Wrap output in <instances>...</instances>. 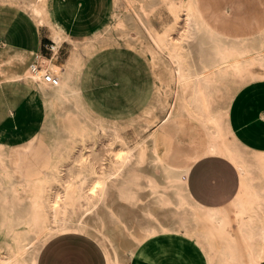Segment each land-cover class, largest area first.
Returning <instances> with one entry per match:
<instances>
[{"label":"bare ground","instance_id":"obj_1","mask_svg":"<svg viewBox=\"0 0 264 264\" xmlns=\"http://www.w3.org/2000/svg\"><path fill=\"white\" fill-rule=\"evenodd\" d=\"M124 1L130 10L124 19L127 40L153 48L174 85L169 110L158 108L159 129L172 134V117L178 112L196 118L211 138L208 152L236 171L237 191L220 206L202 205L187 185L195 165L190 159L193 152L174 148L161 155L156 136L144 122H134L131 146L115 129L87 124L75 58L78 50L85 52L86 45L100 42L101 32L85 41L73 39L55 20L50 0H0L46 29L52 43L50 58L35 55L40 68L35 74L29 72L31 53L2 43L0 84L30 83L45 109L52 108L64 119V125L52 120L45 123L54 133L56 160L30 170L0 168V191L7 211L0 264H36L47 242L68 234L93 241L107 264H132L148 235L188 228L216 248V258L209 264H264V156L253 157L229 120L236 95L257 81L250 77L238 82L236 76L253 62L264 67V34L256 31V22L245 40L225 31L211 22L213 15L198 0ZM162 3L172 10L173 21L158 33L149 13ZM64 44L71 53L59 66L55 59ZM44 72L57 78L54 86L41 82ZM116 122L133 120L127 116Z\"/></svg>","mask_w":264,"mask_h":264},{"label":"rangeland","instance_id":"obj_2","mask_svg":"<svg viewBox=\"0 0 264 264\" xmlns=\"http://www.w3.org/2000/svg\"><path fill=\"white\" fill-rule=\"evenodd\" d=\"M53 1L58 21L70 35L72 34L73 39L85 41L99 32L103 37L100 42L94 43L92 46L86 45L85 52L82 49L76 52L75 62H77L78 71H81V81L90 87L91 97L99 100V105L93 108L87 107L85 100L81 97L86 108L87 124L94 128L105 126L115 129L120 133L123 141L131 146L135 143L134 122H144L150 125L156 136L157 148L161 155L167 154L174 148L191 151L193 154L190 155V159L194 160L195 164L204 157H216L210 154L207 149L210 136L205 134L199 121L191 115L180 112L175 114L172 117L174 126L172 134H166L159 129L158 108L164 107L169 110L170 105L174 102V85L171 76L163 70V63L158 61V55L153 48L150 46L142 48L139 43H131L127 40V26L124 19L130 10L124 0ZM202 1L210 5L212 9L225 6L224 8L229 10L228 17H223L222 10L224 8L216 14L222 18L227 27L212 13L213 21L211 22L215 21L225 31L245 40L249 34L254 32L252 26L254 21L257 23L256 31L259 34H264V0ZM9 8L14 9L15 7L0 2V40L19 37L23 48L50 58L48 48L52 43L49 32L46 29L37 28L35 23L25 16L38 30L36 32L38 44L31 45L29 32L24 30L25 23H21L18 20V14ZM149 18L156 32L163 33L172 24V10L166 3H162L160 7H156L149 13ZM122 23L123 25H121ZM119 45L129 47L144 56L152 67L154 78L145 59L123 46L117 48ZM67 51L68 46L66 45L60 48L55 60L56 64L62 62ZM233 61L237 62L236 55L233 56ZM250 77L257 81L247 85L242 93L247 96L264 98V67L253 62L250 66L240 70L236 80L244 82ZM133 85L139 86V88L132 91L130 87ZM2 87L0 95L4 94L7 98L6 104L13 109L15 122L12 123L9 119L3 127L6 130L5 138L0 135V166L14 164L17 168L30 170L33 165L43 167L52 163L56 160L54 156L56 149L52 148L54 133L45 128V123L52 120L58 125H64V119L58 118L52 108L45 109V102L39 94H35L30 106L21 100L22 96L34 92L35 88L30 83L22 81L2 84ZM151 95L150 102L139 115L138 103L143 102ZM118 112L131 114L133 122H116ZM13 117L12 114L11 118ZM261 119L264 120V116ZM98 135L101 133L98 132ZM117 146L114 145L113 148L116 149ZM62 147H64L63 144ZM251 149L254 158L264 156V150ZM235 174L236 189L228 201L233 198L238 188L236 171ZM158 237L173 239L177 243V247L164 239V248L148 251L157 259L150 260V264H209V261H214L216 258V248L208 245L189 228L186 231L172 234L154 233L148 235L141 247Z\"/></svg>","mask_w":264,"mask_h":264},{"label":"crops","instance_id":"obj_3","mask_svg":"<svg viewBox=\"0 0 264 264\" xmlns=\"http://www.w3.org/2000/svg\"><path fill=\"white\" fill-rule=\"evenodd\" d=\"M50 1H51V8L53 10L55 20L59 25H61L64 28L65 31H67L66 28L57 19L56 11L54 8V1L53 0ZM200 4L203 8H206V10L208 11L207 14L213 13L217 18L220 19L221 23L225 25L222 18L216 15L220 13V11L225 6L218 9H212L210 5L204 3L202 0H200ZM9 9H11L12 12L18 14V20H20L21 23H25L26 26L24 30L29 32L30 43L31 45L36 46L38 44V39L36 37V32L38 31L37 30L38 27L36 26L37 27L36 28L25 16H27L30 20H32L31 17H29L27 14L23 13L19 9L16 8L14 9L9 8ZM222 13H223V17L229 16V10L227 8L226 9L224 8L222 10ZM225 27L227 26L225 25ZM0 42L4 43L6 47L12 50H16L24 53H31L30 61L33 59L35 55H38L37 53H35L30 49L23 48L21 46V41L19 40V37L3 39L0 40ZM51 45H49L48 48L50 52V57H51V51H50ZM64 45L68 46V51L62 62L60 64H57L59 66H63L65 64L70 54L69 45L67 44ZM120 46L123 45H119L117 48H119ZM123 47L145 59L149 67L151 68L152 76L154 78L153 70L149 61L135 50L130 49L129 47L126 46ZM14 83H19V82H14ZM3 84H9V83H3ZM82 87L84 89V100L87 107L91 106L93 108H96L99 105V100L97 98L91 97L90 87L88 85L83 84L82 82ZM130 88L132 91H135L136 88L137 89L139 88V86L133 85ZM2 90L3 87L2 84H0L1 93ZM242 91L238 95H236L230 107L229 120L231 127L236 137L245 145L253 149L264 150V120L261 119V117L264 116V98H257L253 95L247 96L246 94H243ZM35 93L36 91L34 89V92H31L27 96H22L21 100H24V102L28 106H30L36 96ZM152 95L149 98H146L143 102L138 103L139 115L141 114L142 109L146 107V105L150 102ZM6 101L7 98L5 97V95L1 94L0 95V135L4 138L6 131L5 128H3L4 125L7 123L9 119L11 120L10 122L12 123L15 122V114L13 112V109L8 107ZM12 114L14 115L13 118H11ZM127 116H132V115L127 112L117 113V119ZM9 166H13L14 168L18 169L17 166L14 164H9L5 167L0 166V168L6 169ZM187 185L191 196L200 204L211 207L220 206L226 203L232 197L236 189V174L233 168L231 167V165L227 163L225 160L221 159L220 157H204L202 160H200L191 168L187 178ZM6 227H7V211H6L3 195L0 191V235L2 239L5 235ZM164 239L170 241L175 247H177V243L173 239L158 237L154 239L151 243H146L139 249V251L137 252V254L135 255L132 261V264H150V260H155L156 257H154V255H151L148 251H154L164 248L165 247L163 243ZM37 259L38 260L36 264H107L103 251L93 241H91L87 237L76 234L63 235L50 240L42 247L41 251L38 254Z\"/></svg>","mask_w":264,"mask_h":264},{"label":"built area","instance_id":"obj_4","mask_svg":"<svg viewBox=\"0 0 264 264\" xmlns=\"http://www.w3.org/2000/svg\"><path fill=\"white\" fill-rule=\"evenodd\" d=\"M39 66H38V63H37V60L34 56V59L30 65V69H29V72L31 74H35L38 72L39 70ZM41 82L43 84H47V85H51V86H54L56 83H57V78L52 76L50 73L48 72H44L42 75H41Z\"/></svg>","mask_w":264,"mask_h":264}]
</instances>
